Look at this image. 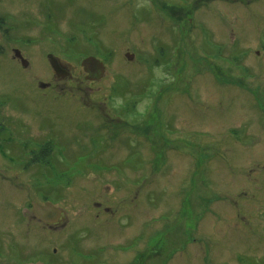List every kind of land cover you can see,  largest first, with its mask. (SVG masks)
Wrapping results in <instances>:
<instances>
[{
    "label": "rangeland",
    "instance_id": "obj_1",
    "mask_svg": "<svg viewBox=\"0 0 264 264\" xmlns=\"http://www.w3.org/2000/svg\"><path fill=\"white\" fill-rule=\"evenodd\" d=\"M236 1L172 0L182 13L170 17L148 0H0V157H30L32 138L50 145L40 166L13 167L23 181L0 194V220L11 201L37 198L65 217L60 232L33 234L25 213L29 245L12 262L95 264L100 246L126 242L149 264L264 263V1ZM99 51L103 62L111 53L106 74L90 83L81 56ZM48 53L71 75L58 97L38 91L55 82ZM110 85L148 115L129 109L104 132L65 99L102 106L94 88L112 108L122 96ZM38 169L40 189L18 199Z\"/></svg>",
    "mask_w": 264,
    "mask_h": 264
},
{
    "label": "flooded vegetation",
    "instance_id": "obj_2",
    "mask_svg": "<svg viewBox=\"0 0 264 264\" xmlns=\"http://www.w3.org/2000/svg\"><path fill=\"white\" fill-rule=\"evenodd\" d=\"M148 1L153 3L154 8L157 7L156 6L157 4H160V3L164 4L167 7V8H165V10L166 9L168 10L170 17L174 13V11L182 13V11H180V10L176 11V10H174V8H172L173 7V6H171V4H173L172 0H148ZM207 1L208 2H213V1L215 2V1H220V0H207ZM225 1L231 2L233 4H236V2H237L236 0H225ZM262 1H264V0H262ZM187 12H189V11H187ZM261 12L264 13V8L262 9ZM187 14H189V13H187ZM95 49H96V51L98 50L97 44H96ZM13 50H15V49H13ZM16 50L19 51L21 58H24L25 60H27L23 56V53L20 51V49H16ZM152 53H154V52H152ZM99 54H101L100 51L97 54L82 55L81 61L85 57H94L95 59H98L99 61H101L99 58H97V56ZM127 54L132 55L134 57V54H130V53H127ZM49 55H51L53 58L56 59L61 70L66 71L67 75L64 78H59L53 72L54 77H55L54 78L55 82H52V83L51 82L50 83L39 82L38 87L40 88V90H38V91L41 94L42 93L48 94L49 93L48 91L51 90L50 92H52L53 94L49 93L48 95H53L54 97H58V95L55 92L57 91V88H59V86H60L59 82L69 78L71 75H70V71L67 69V67L60 61L59 58H57V56L55 57V55L53 53L52 54L48 53L46 55L48 62H49V58H48ZM110 55H111V53L105 54V56H104L105 61L104 62L101 61L103 66H104V73L101 77H104L106 74L105 64H107V61L110 59L109 58ZM20 57L15 56L14 60L17 62V64L19 62L21 65V58ZM158 63H159L158 61H154L152 66L156 67L158 65ZM80 66H81V62H80ZM82 69H83V67H82ZM84 73H85V75H84L85 78L87 80H89L90 83H94L97 81V79H89V77L91 75L89 76V74H87L86 72H84ZM118 74L124 75L123 73H118ZM113 81H115V78L113 79ZM113 84L115 85V83H113ZM42 85H44V86H42ZM112 86L113 85L109 86L108 96L109 95L112 96L113 93H115V95H121L122 96L121 97L122 102L121 101L118 102L112 108L110 106H108V104L103 102L102 94L101 93L99 94V91L94 89V88L93 89L91 88L89 91L86 92L87 97L92 102L99 103L102 106H86V104L83 101H80L79 102L80 105H79L78 101H77L78 97L73 96L72 94H70L69 96H66L65 99H66V101L69 100L72 102H76V105L74 106L75 108L81 107V108H87L88 110H91V113L94 115V118H93L94 122L103 131H104V128H106V126L110 127V128L113 126V129L121 128L124 125V123L121 122L120 119H121V117L126 118L125 117V111L128 112L129 109L133 110V112L130 114L129 117L134 119V120L144 119L145 115L146 116L148 115V113L145 114L144 111L136 109V106L134 105L135 103H133L132 105L130 103H127V99L124 100V97H123V94H121V91L112 90ZM110 92H112V93H110ZM135 102H138V101H135ZM119 104H121L120 107L118 106ZM73 110L76 111L75 109H73ZM138 123H140V122L138 121L135 124L138 125ZM136 125L133 124V126H136ZM32 141L33 142L31 145L30 152H29L30 157H26V158L19 159V160L17 159V157H0V183H8L9 184V181H10V183L12 184L10 187L4 186V185H2L0 187V191H2V193H0V194L4 195L3 201H6L7 200L6 195L11 194L13 192L12 190L17 188L16 185L23 181L22 179L20 180V174L24 173L25 171L15 170V169H13L14 166H16V167L22 166L23 168L27 167L30 164H36V165L40 166L44 162V157H40V156H45V155L42 153L39 154L40 149L38 148V145H41L43 140H42V142L39 143L38 141L33 140V138H32ZM47 146L49 147L50 145H47ZM30 174H31L30 177L32 178L31 185H29L28 187H25L21 192L19 191L16 193L18 199L22 198L21 194L24 193V190H25V192H27L30 186L33 190H36V191L38 189H40V186H38L34 181V177H38V175L40 174V170L39 169L34 170ZM37 200L38 201H36V200H30L29 201L27 199V201H25L23 203V206H21L22 208L18 207V209L13 208L14 202L11 201V203L9 204L10 207H8V212L6 213L5 216H3L4 219L2 218L0 220V264H31V263L32 264H35V263L45 264V262L40 260V259H36L32 262H28L25 260H21L20 262H12L11 256H10V254L12 253V250L16 251V252L20 251L21 253H23V252L26 253V245L27 246L29 245V234H30L29 230H30V226H31V224L28 223V220L26 219L27 218L26 214H28L29 212H31L32 216H33V217H31V222L34 223V224H32L33 234H35L36 232H40V233L46 232L47 230H49V232L52 231V233L56 234V233L60 232L59 229L62 227V225L65 222V217H61L60 220H58L56 222H51V223H45L42 220L38 219L32 212V203L33 202H35V203L37 202V204H39V205H45V203H50V204H52L53 207H55V206L53 205L52 202H49L48 200H44L43 202H41L39 200V198H37ZM94 204L98 205V203H94ZM2 205H5V204H2ZM10 208L14 209V211L12 212L14 214V217L12 219H9V214L11 213ZM55 208H57V207H55ZM20 210L23 213H20ZM108 210H109V207L107 205L103 206L104 212H107ZM44 234L45 233H43V235ZM134 241L137 242V239L135 238ZM111 245H113V244H111ZM263 245H264V243H263ZM42 248H43V250L46 249L45 246ZM100 248L101 249L97 250V253H96L97 256H95V260L97 262H99L101 260L100 262L102 264H149V262L154 259L153 256H150V253H142L140 248H139V245H136V244H134V249H132V250L126 247V242L117 245L115 248H105L104 246H100ZM261 252L264 255V251H261ZM25 253H23V255ZM54 253L56 254L57 250ZM87 253H89V252H87ZM71 260L73 261V258ZM171 260H172V258L167 259V262L170 263ZM96 261H94L93 263L97 264ZM229 262H231V264H259L260 263V262L259 263H254V262L243 263L241 260H237V257L234 255L232 256L231 261L225 260V262L221 261L220 263L230 264Z\"/></svg>",
    "mask_w": 264,
    "mask_h": 264
},
{
    "label": "water",
    "instance_id": "obj_3",
    "mask_svg": "<svg viewBox=\"0 0 264 264\" xmlns=\"http://www.w3.org/2000/svg\"><path fill=\"white\" fill-rule=\"evenodd\" d=\"M16 57H20L21 55L19 54L18 50L14 51ZM128 59H132V55H126ZM21 58V57H20ZM49 58V63L51 68L53 69L54 73L59 77V78H64L67 75L66 71L61 70L60 66L58 65V62L56 61L55 58H53L51 55L48 56ZM21 65L23 67L28 66L27 60L24 58H21ZM81 66L83 67V70L89 74V79H98L100 78L103 73H104V66L103 64L95 59L94 57H87L82 60ZM44 86V85H42ZM32 212L33 214L40 220H42L45 223H51V222H56L60 220L62 216V210H59L55 207L52 206L50 203H45V205H39L35 202L32 203ZM32 264V263H31ZM35 264H40V263H35Z\"/></svg>",
    "mask_w": 264,
    "mask_h": 264
},
{
    "label": "trees",
    "instance_id": "obj_4",
    "mask_svg": "<svg viewBox=\"0 0 264 264\" xmlns=\"http://www.w3.org/2000/svg\"><path fill=\"white\" fill-rule=\"evenodd\" d=\"M3 22H5V20L3 17L0 16V26L3 24ZM46 146H45V144L44 145H38V148L40 149L39 154H41V153L44 155L49 154L46 152ZM40 157H45V156H40ZM46 158H44V159H46Z\"/></svg>",
    "mask_w": 264,
    "mask_h": 264
}]
</instances>
